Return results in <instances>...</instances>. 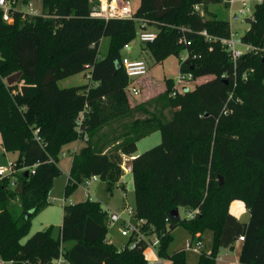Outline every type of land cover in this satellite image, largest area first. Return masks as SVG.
I'll use <instances>...</instances> for the list:
<instances>
[{"label": "trees", "instance_id": "16d2710c", "mask_svg": "<svg viewBox=\"0 0 264 264\" xmlns=\"http://www.w3.org/2000/svg\"><path fill=\"white\" fill-rule=\"evenodd\" d=\"M218 1L141 0L134 18L109 20L91 15L93 0H43L42 13L16 11L10 22L0 9V132L5 151L17 153L18 169L0 179L3 258L14 264H49L60 256L70 264H150L147 241L119 249L106 239L109 211L89 197L64 205L58 238L48 228L23 241L33 216L49 204L64 148L85 139L73 156L66 197L92 175L112 192L122 185V156H134V216L146 221L150 239L159 237L161 257L190 264L185 249L168 251L181 225L200 239L205 230L213 232L211 251L201 252L199 264H216L220 249H233L240 236L238 264H264V4L255 6V20L241 36L258 49L235 64L221 40L200 33L230 36V21L209 9ZM135 17L142 29L157 26V38L143 42L157 61L172 54L181 61L189 52L180 71L192 72L194 80L212 78L175 95L169 78L156 99L131 105L121 51L138 35ZM104 36L110 37L106 55L100 53ZM85 69L90 83L59 85ZM18 71L19 81L9 84ZM155 131L161 142L137 154L138 141ZM13 181L23 182L21 193ZM235 200L245 203L249 221L230 211ZM176 207L197 212L175 218Z\"/></svg>", "mask_w": 264, "mask_h": 264}, {"label": "rangeland", "instance_id": "374dc122", "mask_svg": "<svg viewBox=\"0 0 264 264\" xmlns=\"http://www.w3.org/2000/svg\"><path fill=\"white\" fill-rule=\"evenodd\" d=\"M96 1V0H93ZM133 12L137 10L140 5L141 0H129ZM32 4L33 11L31 15L40 14L43 11V0H28L27 3H24L23 0H17L16 7L18 10L25 13H29L28 4ZM209 9L215 12L219 18L227 19L230 21V27L235 31L238 36H243L245 32L250 27V21L247 20L243 15L240 18L230 20L229 8L224 1L211 2L209 4ZM136 26L138 30V35L134 41L125 46L121 53L123 57L127 56L128 58H142L147 66L149 74L158 81L164 82L166 79L172 78L175 81V84L178 85V75L180 73V56L172 54L165 58L163 61H157L151 54L150 50L147 47L146 43H143L139 34L142 30L143 21L140 18L135 17ZM148 30L157 31V26L155 24H147ZM110 46V37L104 36L100 45V53L106 55ZM239 47L243 48L242 44H238ZM186 52L181 54L184 55ZM212 76H204L199 80H194L188 85H178L180 93H183L185 88H194L197 84L202 83L208 79H211ZM90 69H85L79 73L66 77L60 80L58 83L61 87L71 86V85H83L90 83ZM165 88V87H164ZM163 90H154L152 94L148 95L147 100L156 99ZM127 94L129 97V102L131 105H134L142 100L140 96L131 95L128 90ZM144 95V94H143ZM146 96V95H144ZM131 97L135 101L130 100ZM169 114V110L167 111ZM1 136V132H0ZM147 137V138H146ZM143 137L138 141V149L140 153L146 151L147 149L152 148L153 146L159 144L162 140L161 132L155 131L148 136ZM1 142H0V163L7 164L11 161H14L17 158V153L6 152L5 155L1 153ZM123 157V156H122ZM64 162V161H63ZM62 162V163H63ZM129 161L122 160V167L125 170L124 175L121 178L122 185L118 184L112 192H108L105 189V182L93 181L89 186L84 182L81 183L77 189L66 198L65 188L68 183V178L65 172H62L58 177H56L54 186L49 193V204L36 213L31 221L30 229L28 233L23 237V241H26L30 236L40 230L51 228L52 235L58 238L61 234L62 222H63V205L64 198L67 199V203L70 199L75 202L83 201L87 197L85 196V189L89 187L92 192V199H96L102 202L103 206L110 211V219L108 225V231L106 239L114 244L119 249L123 248L125 245L131 243V237L123 235L122 231L128 223H136L138 220L135 218L134 213H129L128 208L135 210V186H134V177L132 171L126 168V165ZM62 163L59 164L60 167H63ZM116 211L119 214L118 218H114L113 214ZM230 211L235 213L241 221L247 222L250 218V212L245 203L241 200H235L231 203ZM181 216H186V208L181 207L180 210ZM173 238L169 245V253H174L175 251L185 249L187 261L190 264H199V258L201 252L193 251L188 247V244L192 241H196L195 237L186 229L184 226H178L172 231ZM203 242V251L210 252L213 243V232L210 229H207L203 232L202 238ZM148 261L151 263L153 260L161 257L158 254L156 248L151 245H148L145 251ZM237 249L225 248L222 247L219 252V256H222L223 261L217 259L216 264H233L232 262L237 259ZM165 260V264H171L169 258L161 257ZM62 264H70L65 259Z\"/></svg>", "mask_w": 264, "mask_h": 264}, {"label": "built area", "instance_id": "2783aa9c", "mask_svg": "<svg viewBox=\"0 0 264 264\" xmlns=\"http://www.w3.org/2000/svg\"><path fill=\"white\" fill-rule=\"evenodd\" d=\"M226 5L229 8L230 12V20H233V18H240L241 15H243L247 20L252 21L255 20V6L257 4H264V0H223ZM92 11L91 15L93 17L109 20L112 18H134V12L132 10L131 4L129 0H96L93 1ZM17 0H0V9L3 13V19L5 21H13L14 15L13 13L16 11H20L16 7ZM29 13H24V15H29L32 13L33 8L32 4H28ZM195 10L198 12L202 11V4H196ZM202 35H204L209 40H221L223 46L229 53L231 59L236 64L238 59L241 58L245 53L247 52H254L257 51V47L253 45L252 43L243 42L242 37L238 36V34L233 31L231 28V34L229 37H215L211 35L207 30L200 31ZM139 38L142 42H152L157 38V33L155 31H150L148 29H142ZM238 44H242L243 48L239 47ZM190 54L189 52H186V54L181 56V63H184L188 58ZM195 56V55H194ZM126 73L129 77V84L127 87L128 92L133 96H140L141 89L138 85V79L140 77H143L147 75L148 73V66L146 62L143 59H130L128 57L123 58L122 62ZM243 78H247L248 74L244 73L242 75ZM178 85H188L192 81H194V77L192 72H183L180 71L178 75ZM178 85L175 84L173 88V95L180 93L178 89ZM186 90V88H185ZM83 119V113L80 114V117L78 118V124H81V121ZM38 129L36 130V136L37 139L40 140L41 137L37 134ZM17 164L14 161H11L7 164H0V179L6 176H13L17 172ZM32 172H35V166L32 169ZM100 180V177L98 175H92L84 180V183L89 186L91 182ZM13 184L16 186V181H13ZM85 196L92 198V192L89 189H85ZM63 203L64 205L67 203V199ZM68 203H74L70 199ZM63 205V207H64ZM129 213H134V210L132 208H128ZM197 212V209L189 210L186 212L187 217H194ZM146 223L144 219H138V221L134 223H128L125 228L123 229L122 233L125 236L133 237V240L128 245L130 248H133L137 245L138 242L144 240L148 242V245L153 246L157 249V246L159 245L160 239L157 236L149 238L147 231L144 230L143 226ZM196 241H192L188 244L189 249L196 251V252H202L203 251V242L200 238L195 237ZM244 237L240 236L239 241L243 240ZM64 258L60 256L55 261L49 263V264H62ZM14 259H5L0 255V264H14ZM150 264H165V260L159 257L156 260H153Z\"/></svg>", "mask_w": 264, "mask_h": 264}, {"label": "crops", "instance_id": "0c3cea01", "mask_svg": "<svg viewBox=\"0 0 264 264\" xmlns=\"http://www.w3.org/2000/svg\"><path fill=\"white\" fill-rule=\"evenodd\" d=\"M150 31H153V30H150ZM103 40V38H102ZM101 40V42H102ZM101 45V43H100ZM104 55V54H103ZM127 57V56H125ZM132 59H142V58H132ZM204 77V76H203ZM202 78V77H200ZM200 78H198L197 80H199ZM138 85L141 89V94H140V97L143 98L142 100L140 99V101H145L147 100L148 98V95L149 94H152L154 90H163L165 89L164 87H166V81L164 82H161V81H158V80H155L150 74L149 72L147 73V75L143 76V77H140L138 79ZM73 86V85H71ZM66 87V86H64ZM146 96H144V95ZM130 100H133L135 101V99L133 97H131ZM147 138V137H146ZM0 142H1V153L3 155H5L6 151H5V148L3 147V144H2V135L0 136ZM85 145V139H78L76 140L75 142L67 145L65 148H64V152L62 154V158L59 162L62 163L63 167H61L62 169V172H65V174L67 175V178L69 180V176H70V169H71V165H72V161H73V156L76 152H78L82 146ZM137 154H139L140 152L137 151L136 152ZM134 156H128V155H123V158L124 160H132ZM2 164V163H0ZM126 171H131V170H126ZM97 181H100V180H97ZM122 181V180H121ZM120 181V182H121ZM105 186V185H104ZM67 198V197H66ZM72 200V199H71ZM72 202H75L72 200ZM109 211V214H110V211L109 209H107ZM233 213V212H232ZM235 214V213H233ZM236 215V214H235ZM237 216V215H236ZM113 217L114 218H118L119 217V214L114 211V214H113ZM238 217V216H237ZM239 218V217H238ZM244 222V221H243ZM233 249H237V252H238V255H237V259L235 261H233L232 263L233 264H238V260H239V255H240V250H241V242L240 241H237L235 247ZM218 259L221 261H223V258L222 256H219Z\"/></svg>", "mask_w": 264, "mask_h": 264}, {"label": "water", "instance_id": "95a60500", "mask_svg": "<svg viewBox=\"0 0 264 264\" xmlns=\"http://www.w3.org/2000/svg\"><path fill=\"white\" fill-rule=\"evenodd\" d=\"M22 75V71H18L12 75H10L8 78H7V81L9 84H13V83H16L19 81L20 77ZM126 168L128 170H131L132 169V162L131 160H129V162L127 163L126 165ZM29 175V170L26 171V176ZM223 182V178L221 177V180H220V183ZM16 192L18 193H21L23 191V182L22 181H18L17 184H16V188H15ZM172 215L175 217V218H178L180 217V212H179V208L176 207L172 210Z\"/></svg>", "mask_w": 264, "mask_h": 264}]
</instances>
